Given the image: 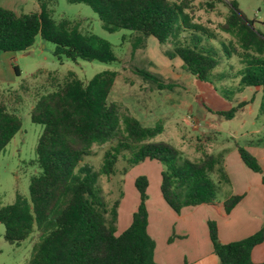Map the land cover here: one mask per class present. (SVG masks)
I'll return each instance as SVG.
<instances>
[{
  "label": "trees",
  "instance_id": "obj_1",
  "mask_svg": "<svg viewBox=\"0 0 264 264\" xmlns=\"http://www.w3.org/2000/svg\"><path fill=\"white\" fill-rule=\"evenodd\" d=\"M193 1L67 0L89 6L109 33L132 32L135 49L145 47L150 38L162 48L169 46L164 50L169 60L180 59L183 70L216 92L217 84L230 77L218 69L237 58L241 64L239 86L262 93L260 112L264 114V32L245 16L236 0H211L207 4L210 9L215 2L228 7L224 22L217 26L218 31L213 30L195 20ZM37 37L52 43L58 58L118 61L110 42L83 33L79 24L68 19L55 22L45 4L40 11L20 15L0 6V53L29 52ZM16 72L20 74L18 67ZM138 72L165 88L158 76L145 70ZM116 78L117 72L107 71L83 82L69 73L62 84L40 96L32 107V123L43 127L36 150L41 173L31 179L29 200L17 195L12 205L0 207V224L10 244L20 246L35 227L42 232L28 264H158L154 257L156 242L148 233V178L136 180L139 205L130 227L120 234L119 202L110 207L100 195L99 176L114 175L123 153L130 155L129 165L155 160L165 166L161 194L176 214L186 207L208 205L218 214L222 209L228 215L244 199V195H233L219 206L210 176L217 171L223 182L230 183L220 167L222 156L205 155L196 162L183 160L172 144L155 142L164 132L162 123L144 126L130 113L123 114L119 104L109 102ZM223 96L229 99L225 93ZM249 103L243 101L217 115L232 120ZM21 128V119L0 94V154ZM106 143L115 145L106 151L99 173L82 165L85 157L94 155V146ZM238 153L250 171L262 175L264 184L257 158L240 146ZM208 228L220 264H254L252 252L264 242V226L254 235L228 244L220 241L215 220L208 222Z\"/></svg>",
  "mask_w": 264,
  "mask_h": 264
},
{
  "label": "rangeland",
  "instance_id": "obj_2",
  "mask_svg": "<svg viewBox=\"0 0 264 264\" xmlns=\"http://www.w3.org/2000/svg\"><path fill=\"white\" fill-rule=\"evenodd\" d=\"M236 1L245 16L256 21V27L264 32V0ZM209 2L211 0H194L193 15L197 22L218 31L217 26L228 15V7L215 2L214 8L210 9L207 5ZM42 4L47 6L55 22L68 19L79 24L83 33H93L110 42L118 61L102 63L58 58L54 55L55 46L43 42L40 37H37L29 52L8 53V65H5L8 72L4 71V80L0 81V94L9 109L21 119L22 128L0 154V207L12 205L17 195L29 200L31 179L41 173L36 150L43 130L41 125L32 123L31 110L40 96L62 84L69 73H74L83 82H89L103 72H117L109 102L119 104L123 114L130 113L144 126L162 123L164 132L155 138V142L172 144L183 160L193 162L205 155H221L223 162L220 167L230 177L231 184L223 182L217 171L211 174L217 201L229 198L235 188L253 186L255 190L258 189L255 178L259 179V184H263L262 175L248 170L238 153L239 146L248 150L257 158L264 172V114L260 112L262 93L254 94L253 89L240 88L238 73L241 64L237 58L224 62L218 69V72H227L230 77L217 84L216 92L183 70L180 59L169 60L164 55V50L169 46L162 48L155 39H148L145 47L135 49L132 32H107L87 5L70 4L67 0H32L28 5L21 6L19 11H40ZM229 64L233 66L232 69ZM16 67L20 70L19 75ZM138 70L158 76L165 88L141 76ZM229 90L233 94H228ZM223 93L229 99L224 98ZM243 101L250 103L240 109L232 120L217 115V112L229 111ZM112 145L115 144L94 146V155L85 157L82 165H89L94 173H99L105 153ZM128 158L130 155L123 153L115 174L110 177L101 175L98 179L100 195L105 202L110 207L119 202L117 233L124 232L132 223L133 214L139 205L135 182L143 176L150 182L148 195L153 200L150 203L152 219L162 228L163 225L175 223L174 215L160 214L157 209L165 166L155 160L129 165ZM190 210L193 209L188 208L186 212ZM41 234L35 227L29 239L20 246L12 245L5 239V227L0 224V264H28ZM152 235L156 237L160 248H166L161 236Z\"/></svg>",
  "mask_w": 264,
  "mask_h": 264
},
{
  "label": "crops",
  "instance_id": "obj_3",
  "mask_svg": "<svg viewBox=\"0 0 264 264\" xmlns=\"http://www.w3.org/2000/svg\"><path fill=\"white\" fill-rule=\"evenodd\" d=\"M30 2L32 0H0V6L20 15L24 13L23 9L19 11L21 6L24 7ZM7 55L8 53L0 54V81L4 80V71L8 72L5 67L6 64L8 65ZM229 181V184H231L230 177ZM255 181L258 186L256 190L253 186L235 188V191L229 197L244 195V199L228 215L222 209L220 214H218L208 205L186 207L180 214H176L167 205L161 194L157 209L160 214L175 216L176 220L175 223L171 222L168 226L163 225V228L151 217L150 203L153 200L149 196L147 201L149 213L148 233L156 242L155 261L158 264H220L218 257L213 253L208 222L210 220L217 222L219 238L223 244L238 242L257 233L264 226V185L259 184V179L257 178H255ZM224 201H217V203L222 206ZM188 208L193 210L186 212ZM152 233L163 238L166 248H160L156 237ZM252 261L254 264H264V242L253 249Z\"/></svg>",
  "mask_w": 264,
  "mask_h": 264
}]
</instances>
